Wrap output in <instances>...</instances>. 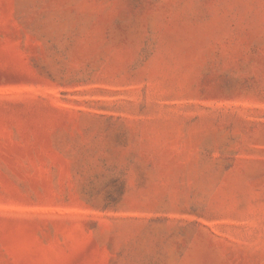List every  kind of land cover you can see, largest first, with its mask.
<instances>
[{
    "label": "rangeland",
    "instance_id": "rangeland-1",
    "mask_svg": "<svg viewBox=\"0 0 264 264\" xmlns=\"http://www.w3.org/2000/svg\"><path fill=\"white\" fill-rule=\"evenodd\" d=\"M0 264H264V0H0Z\"/></svg>",
    "mask_w": 264,
    "mask_h": 264
}]
</instances>
